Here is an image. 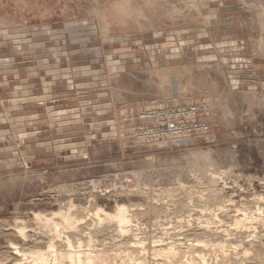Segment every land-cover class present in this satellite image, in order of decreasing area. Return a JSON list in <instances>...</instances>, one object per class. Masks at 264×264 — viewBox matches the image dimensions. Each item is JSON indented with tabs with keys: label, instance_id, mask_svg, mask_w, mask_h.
<instances>
[{
	"label": "rangeland",
	"instance_id": "rangeland-1",
	"mask_svg": "<svg viewBox=\"0 0 264 264\" xmlns=\"http://www.w3.org/2000/svg\"><path fill=\"white\" fill-rule=\"evenodd\" d=\"M102 2L0 0V264L26 242L16 222L46 247L35 215L72 202L88 228L97 209L127 205L148 264H264V0H157L103 33ZM181 108L192 126L139 136L142 112ZM200 221L231 235H218L228 255L190 250L220 240ZM116 233L99 243L125 249ZM159 240L182 254L155 257Z\"/></svg>",
	"mask_w": 264,
	"mask_h": 264
},
{
	"label": "bare ground",
	"instance_id": "bare-ground-1",
	"mask_svg": "<svg viewBox=\"0 0 264 264\" xmlns=\"http://www.w3.org/2000/svg\"><path fill=\"white\" fill-rule=\"evenodd\" d=\"M213 172L214 171L211 172L212 175L214 174ZM66 207L63 206V208H61L59 211L53 212L51 215H44L42 213H37L35 215L36 220L48 228V233H44L45 237H47L48 239L46 247H42L41 243L38 242L34 247L31 248L29 244L27 226L24 225L21 221V223H15V227L18 230L17 233H19L20 238H23L26 242H23L24 246H18L17 244L12 243L9 247V253L13 260V264H124L127 261L131 264H148L146 262L147 257H143L142 255L144 254L143 250L146 248L144 242L140 239V237H138L137 234L132 233L134 232L132 231V227L135 225L133 219L134 215L130 214L131 211L127 205H118L114 212L106 211L103 208H99L97 209V211L95 210V217L98 220V226H95L96 228L93 226H89L91 228H88V225H86V218H83L73 212V210L75 209V204L73 202ZM89 218L90 217H88V219ZM246 219V214L244 217L237 216L235 218V223L244 228V226L246 225ZM87 223L89 222L87 221ZM188 225L189 227L192 226V224ZM195 229L197 231H200V233L203 235L216 234L217 236L224 234L226 231H212L209 221H200ZM115 232L118 233H116L118 236L125 237V239L127 237L130 238L128 244L125 245V249H122L120 247V249L116 248V250H111L106 246V244L99 243L100 240L98 239V234H104L106 236ZM187 235H189V233H187L186 231L185 237ZM224 236L226 238H231V235H229L227 231ZM116 239H118V237H116ZM188 240L191 241V243L189 242L190 250L200 247L206 248L210 246L213 249H218L221 252L228 251L227 249L229 245L227 243V240L220 239L217 242L207 241L205 239ZM159 241L160 243L156 245L157 247L156 249H154L155 257H163L168 259V261H171L172 258H178L179 255L182 254L183 250H181L179 244L175 241ZM225 253L226 254L224 255H228L227 252ZM198 255L202 260H206L205 254L200 253ZM118 258L123 259V261L120 263ZM185 261H189L188 264H195L196 262L195 259L192 261L187 259Z\"/></svg>",
	"mask_w": 264,
	"mask_h": 264
},
{
	"label": "clouds",
	"instance_id": "clouds-1",
	"mask_svg": "<svg viewBox=\"0 0 264 264\" xmlns=\"http://www.w3.org/2000/svg\"><path fill=\"white\" fill-rule=\"evenodd\" d=\"M157 7V0H103L94 16L100 32L123 28L148 16Z\"/></svg>",
	"mask_w": 264,
	"mask_h": 264
},
{
	"label": "built area",
	"instance_id": "built-area-1",
	"mask_svg": "<svg viewBox=\"0 0 264 264\" xmlns=\"http://www.w3.org/2000/svg\"><path fill=\"white\" fill-rule=\"evenodd\" d=\"M189 109V112H184L187 111L186 108L177 109V111L168 110V112L165 110L156 113L147 111L142 112L140 114L141 118L152 120V122L150 126L144 127L138 132L139 136L141 135L143 138L147 139L159 138L168 134L179 133L182 129L188 128L190 125L192 126L191 122L187 126L182 123V120H184L186 116L191 117L193 108ZM199 128L203 131L208 130L205 124H201Z\"/></svg>",
	"mask_w": 264,
	"mask_h": 264
}]
</instances>
